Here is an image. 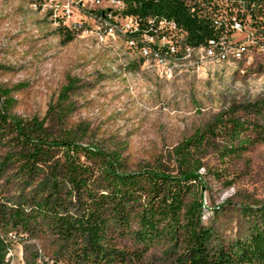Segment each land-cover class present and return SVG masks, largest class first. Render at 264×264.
I'll return each mask as SVG.
<instances>
[{
	"label": "rangeland",
	"instance_id": "rangeland-1",
	"mask_svg": "<svg viewBox=\"0 0 264 264\" xmlns=\"http://www.w3.org/2000/svg\"><path fill=\"white\" fill-rule=\"evenodd\" d=\"M43 2L0 0V88L10 90L11 112L24 120L44 119L54 135L71 132L81 144L121 149L131 171L176 173V148L195 132L202 133L205 143L196 153L202 225L212 229L216 252L245 238L254 219L242 207L264 206V141L257 140L254 128L264 122V55L166 75L165 65L145 61L118 30L101 40L95 19L88 18L84 32L73 27L83 19L81 12L67 20L54 17ZM71 79L73 88L60 98ZM219 114L222 123L216 121ZM232 119L247 127L238 138L231 133ZM9 137L0 140V163L11 150ZM245 139L242 153L223 157L224 150ZM17 169L15 164L0 165V205L5 211L35 187L24 184ZM109 238L108 245L124 259L116 256L101 264H183L181 248L164 240L144 248L115 225ZM24 241L14 244L15 264H25ZM31 241L44 253L59 243L46 232Z\"/></svg>",
	"mask_w": 264,
	"mask_h": 264
},
{
	"label": "trees",
	"instance_id": "trees-1",
	"mask_svg": "<svg viewBox=\"0 0 264 264\" xmlns=\"http://www.w3.org/2000/svg\"><path fill=\"white\" fill-rule=\"evenodd\" d=\"M122 14L139 21V29L125 38L138 37L147 30L150 17H166L183 26L193 43L209 34L193 19L181 0H124ZM69 39L71 35H66ZM71 79L60 94L73 88ZM10 90L0 88V140L9 135L12 144L1 164H15L22 182L34 184L20 201L5 211L0 205V224L27 234L23 243L25 264H101L124 257L108 245L110 226L130 234L144 248L164 240L181 248L183 264H264V206H243L253 217L245 238L233 240L227 251L212 249L213 231L202 225L203 200L198 191L199 161L196 153L205 143L195 132L176 148L179 169L141 168L131 171L121 149H104L81 144L69 132L54 135L45 120H24L11 112ZM264 108V100H261ZM224 122L223 114L216 118ZM247 127L232 119L231 133L238 136ZM257 140L264 141V122L254 126ZM246 139L224 150L236 156L246 148ZM41 186L40 194L36 190ZM37 187V188H36ZM58 241L49 253L31 241L41 233ZM6 245L0 239V264L5 262Z\"/></svg>",
	"mask_w": 264,
	"mask_h": 264
},
{
	"label": "built area",
	"instance_id": "built-area-1",
	"mask_svg": "<svg viewBox=\"0 0 264 264\" xmlns=\"http://www.w3.org/2000/svg\"><path fill=\"white\" fill-rule=\"evenodd\" d=\"M43 7H52L54 17L69 19L76 13L84 16L73 27L87 32L88 18L98 21L97 35L123 36L136 32L139 21L122 14L124 0H43ZM189 15L209 31L199 43L191 42L188 31L175 20L150 17L147 30L138 38H126L129 49H136L145 61L165 65V74L174 69H196L205 63L223 64L243 58L252 61L264 55V0H181ZM43 9V8H42ZM67 22V21H65ZM27 234L0 224V239L6 245L5 262L13 261L15 243Z\"/></svg>",
	"mask_w": 264,
	"mask_h": 264
}]
</instances>
